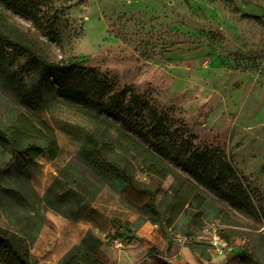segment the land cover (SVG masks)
<instances>
[{"label":"rangeland","instance_id":"obj_1","mask_svg":"<svg viewBox=\"0 0 264 264\" xmlns=\"http://www.w3.org/2000/svg\"><path fill=\"white\" fill-rule=\"evenodd\" d=\"M42 16L35 22L0 0V29L11 25L27 33L47 60L77 64L88 78L101 80L102 88L137 96L136 110L174 133L172 146L184 158L208 153L212 159L202 162L209 170L219 166L216 158L227 161L235 173L227 177L226 190L245 197L231 201L200 181L210 201L204 220L184 216L153 223L144 195L129 192L137 204L128 202L77 157L94 128L89 117L62 102L27 112L0 84V128L12 130L24 111L53 126L60 147L58 156L44 153L26 172L34 220L40 223L32 262L59 264L81 244L88 232L81 238L70 226L80 225L75 219L80 209L71 198L78 193L89 211L98 201L106 206L104 223L111 230L99 232L97 225L90 230L103 239L109 264H264V0H48ZM12 53L13 69L26 62L25 50ZM7 156L0 149L1 166ZM169 163L190 176L179 163ZM137 179L152 182L141 171ZM172 181L161 184L158 202ZM30 208L17 206L7 214L0 203V236L17 231ZM136 221L143 225L126 229ZM215 229L226 246L216 241ZM117 238L125 249L115 253L111 245ZM244 248L252 258L241 254Z\"/></svg>","mask_w":264,"mask_h":264},{"label":"trees","instance_id":"obj_2","mask_svg":"<svg viewBox=\"0 0 264 264\" xmlns=\"http://www.w3.org/2000/svg\"><path fill=\"white\" fill-rule=\"evenodd\" d=\"M1 1L29 14L35 22L43 21L42 14L48 3V0ZM52 35L58 39L57 34L52 32ZM18 48L25 50L27 58L13 69L12 51ZM0 84L27 112H38L51 103L62 102L89 117L94 128L79 144L77 157L128 202L137 204L129 192L144 195L145 208L151 215L149 221L153 223L171 224L184 216L204 220L210 201L200 181L231 201L245 197L242 192L226 190L227 177L235 173L227 161L216 158L219 166L209 170L202 162L203 157L212 159L208 153L184 158L181 150L172 146L174 133L161 122L155 124V119L149 121L143 109L136 110L137 96L128 99L125 90L114 91L106 84L102 88L101 80L88 78L77 64L47 60L37 52L34 40L27 33L11 25L0 29ZM27 112L21 111L15 116L12 130L0 128V149L11 155L0 165V203L7 214L13 213L17 206L31 207V214L16 223L17 231L0 236V264H36L31 260V249L40 223L34 220L37 209L29 199L30 180L26 172L44 153L51 158L60 153L54 127L46 121H36ZM17 135L24 136L25 141L20 142ZM169 161L182 165L190 176L182 175ZM137 171L151 177L152 182L139 181ZM8 178L12 179L11 185ZM169 178L173 181L160 203L157 197L161 184ZM142 225L136 221L126 229ZM104 244L103 239L90 230L80 245L63 255L59 264H109ZM241 254L252 258L246 248Z\"/></svg>","mask_w":264,"mask_h":264},{"label":"crops","instance_id":"obj_3","mask_svg":"<svg viewBox=\"0 0 264 264\" xmlns=\"http://www.w3.org/2000/svg\"><path fill=\"white\" fill-rule=\"evenodd\" d=\"M71 193H75V190H71ZM72 199L76 201V207L78 210L80 209V212L78 213L79 217L75 218L77 222L80 223V225H77L75 223H71L70 226L72 229L76 230L75 232H82V237L90 230H94V225H97L98 227L96 228L99 232L101 229H105L110 231L112 228V224L108 221H106V224L104 223L105 220H107V216L103 214L104 212L107 211L106 206L102 204V202L98 201L97 207L91 211L87 210V205H90L89 202H87L83 197H81L78 193L77 196H71ZM83 203V204H81ZM75 205V204H74ZM85 211H88V215L83 214ZM113 215L118 214L115 210H113ZM135 219V216H131L130 218H127L128 222H132ZM104 230V231H105ZM103 231V232H104ZM73 233V231H71ZM74 232V233H75ZM102 232V233H103ZM81 238L79 240H81Z\"/></svg>","mask_w":264,"mask_h":264},{"label":"built area","instance_id":"obj_4","mask_svg":"<svg viewBox=\"0 0 264 264\" xmlns=\"http://www.w3.org/2000/svg\"><path fill=\"white\" fill-rule=\"evenodd\" d=\"M215 239L216 241L218 242H222L224 246L227 245V242L225 240H222L220 239V237L218 236V233L215 229ZM112 249L116 252H122L124 249H125V243L123 242V240L121 238H117L115 240H113V243H112Z\"/></svg>","mask_w":264,"mask_h":264}]
</instances>
